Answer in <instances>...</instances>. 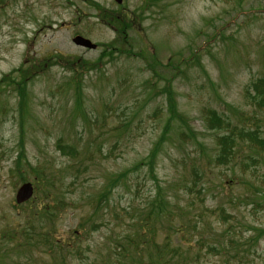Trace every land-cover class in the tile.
<instances>
[{
  "label": "rangeland",
  "instance_id": "rangeland-1",
  "mask_svg": "<svg viewBox=\"0 0 264 264\" xmlns=\"http://www.w3.org/2000/svg\"><path fill=\"white\" fill-rule=\"evenodd\" d=\"M3 1L0 78L22 63L48 59L50 66L28 84L24 155L40 180L33 200L19 209L14 197L23 181L9 175L19 149L17 99L12 91L0 94V264L130 262L144 240L146 232L139 228L158 190L161 216H168L152 223L153 241L163 246L169 238L178 247L161 257L173 263L181 256L190 264H264V234L252 240L264 230V206L254 207L259 200L264 205L262 154L239 144L228 164L215 166L217 132L205 130L202 116L204 109H214L233 125L258 128L264 137V108L254 107L247 95L253 81L264 79V0ZM91 2L138 17L126 40L116 43L129 55L113 52L111 58L110 51L98 62L116 33L100 23ZM75 35L103 47H76ZM193 51L197 56L190 59ZM58 54L79 60L74 66L80 73L79 108L73 72L52 65L50 58ZM93 63L98 68L86 70ZM170 79L178 112L196 141L182 140V128L172 122L155 161V179L145 166L133 168L161 134L167 116L162 90ZM58 140L77 154L62 155ZM123 171L127 177L94 216V198ZM26 176L31 182L34 174ZM43 204L54 217L41 211ZM220 210L230 218L220 220ZM175 229L180 232L172 234ZM49 231L68 249L46 239ZM228 238L235 245H228ZM149 255L141 248L137 259Z\"/></svg>",
  "mask_w": 264,
  "mask_h": 264
},
{
  "label": "trees",
  "instance_id": "trees-1",
  "mask_svg": "<svg viewBox=\"0 0 264 264\" xmlns=\"http://www.w3.org/2000/svg\"><path fill=\"white\" fill-rule=\"evenodd\" d=\"M3 1V0H2ZM4 3V1H3ZM96 10V18L99 19L100 23L103 25L111 28L116 33V38L114 42L110 44H105L103 52L100 53L98 57V62L102 60V56L109 54L110 51H112L111 58L115 56V54H127L129 55V51H125L122 48L118 47L120 45L121 41L126 40V32L129 31V29H133V24L135 23V19L138 18L135 15L128 14L123 12L121 10H105L102 9L101 6H96L97 4H93L91 2L90 6L93 7ZM3 4L0 0V11L2 10ZM117 41H120L119 44H116ZM102 46V47H103ZM115 54H114V53ZM151 57L153 63H157L155 58L153 57V54L148 55ZM197 54L196 52H190V59L196 58ZM50 59L54 60L55 63L52 65H59L62 68H65L71 72H73L72 77V83H73V89L74 93L76 94V104L77 108H79V105L81 103L80 97H81V88H80V73L78 71L74 70V66L79 64V60L73 61L69 60L68 58H64L62 55L58 54L55 56H52ZM188 60L184 61V63H187ZM86 63L83 61L81 66H85ZM50 64L48 62V59H46L43 62L38 63H32V64H26L22 63L19 67L13 68L8 73L4 74L0 78V94L2 92L12 91L15 93L16 99H17V110H18V117H19V124H20V137H19V149L17 151V155L14 160L13 169L14 172L10 173L9 175H15V177L20 179V181H26L27 179L26 175L33 173V183L35 185V194L37 191L36 184L40 180V173L38 171L37 167H32L30 163L27 161L24 153V132H23V126H24V119L25 116L29 114V94H28V84L31 82V80L43 73L44 71L49 68ZM200 66V65H199ZM98 66L96 63H93L89 66H87L86 70L96 69ZM150 71L153 72L154 76H157L158 73L155 72V69L150 66ZM170 78H173L170 77ZM172 79L167 80L163 90L162 95L164 96V100L166 103V120L163 125V129L161 131V134L157 141L153 144L152 148L150 149L147 156L141 160L138 164L135 165L133 168L134 170L138 169L139 166H145L150 173L152 177L156 179L154 176V165L156 158L158 156V152H160L162 145L165 141H167V136L169 132L171 131V123L173 122L175 125L178 124L182 128V130H179L178 135L179 137L186 141V140H192L196 141V136L192 129H190V126L188 124V121L178 112L177 109V102L175 99V93L173 91L172 86L169 85L171 83ZM251 88L247 90V95L250 100L253 101V106L256 108H264V79L259 78L256 81H253L250 86ZM85 115V114H84ZM202 116H204V123L206 125L207 131H215L217 132L216 138H215V154L212 159L213 164L215 166L219 165H226L228 164L231 159L234 157V155L237 153L238 148L245 147L255 150V152L259 154H262L261 156V165L264 167V137L260 136V132L258 128L255 129H246V128H240L236 125L231 124L227 119H225L222 115H220L216 110L214 109H204L202 111ZM257 127V126H256ZM175 132V131H174ZM241 144L239 147L238 145ZM238 147V148H237ZM56 148L60 153L64 156H72L74 157L77 154V149L74 148L71 145L62 143L60 140L56 143ZM249 160H252V157H249ZM260 163V162H259ZM246 167V166H245ZM196 176V175H194ZM127 177V171L120 172L116 174L114 177L110 178L109 182L104 186L101 192L98 193V195L94 198V211L93 215L97 216L99 213V210L103 205H105L112 194V190L123 182V180ZM195 185V183H194ZM34 194V195H35ZM50 194H46L45 199H48L46 201L47 203H50L49 200L54 201L52 198H50ZM161 194L158 190L156 193V197L154 199V202L152 203L149 214H147L145 222L140 226L139 230L140 232H146L144 240L137 243L136 248L134 250V254L132 258V261L128 262H121L120 260L117 261V263L114 264H190L185 261V258L181 257V261H176L173 263V260H169L167 258L161 257L162 252H166L168 254V251L170 252H176L178 247L173 246L168 238V240L164 243L163 246H156V242L153 241L154 233L157 231V229L151 230L153 227L152 223L161 224V219L166 218L168 214H165L161 216L160 210H161ZM261 199H264V196H259ZM33 199H31L32 201ZM30 201V202H31ZM28 201L27 204H30ZM261 200L256 201L254 203V207H263L264 205L260 203ZM263 202V201H262ZM17 209L22 208L23 205L15 206ZM41 211L44 213H48L50 216H55V214H51L54 212H50L49 208L47 211L46 204H43L41 207ZM154 214V216L152 215ZM44 215V214H42ZM45 216V215H44ZM170 216V215H169ZM226 218H230L229 215L224 212V210H220V216L219 219L223 220ZM180 232L179 229H175L172 234H176ZM46 239H50V242L53 245L58 246L60 250H67L68 245L60 242L59 238H53L51 236V232H45ZM264 234V230H258L255 234V237L252 239L254 243L258 241V239ZM21 234H18V241H16V246H20L21 241ZM16 239V234L13 233L10 239L13 240ZM25 241H30L28 237L24 239ZM34 243V242H33ZM226 243L230 246L235 245V242L233 239L228 238L226 240ZM141 244V246H139ZM167 244V245H166ZM222 247V246H221ZM141 248H144L146 251V255L150 254V257L156 256L155 258H150L149 260L143 261L138 260L137 256L140 255ZM211 251H215L216 248L213 246H209L208 248ZM178 254H182V251H178Z\"/></svg>",
  "mask_w": 264,
  "mask_h": 264
},
{
  "label": "water",
  "instance_id": "water-1",
  "mask_svg": "<svg viewBox=\"0 0 264 264\" xmlns=\"http://www.w3.org/2000/svg\"><path fill=\"white\" fill-rule=\"evenodd\" d=\"M116 3H121L122 0H114ZM72 42L79 47L95 49V44H93L90 40L85 39L81 36H75L72 39ZM32 195V185L30 183L22 184L15 195V199L17 203H22L27 201Z\"/></svg>",
  "mask_w": 264,
  "mask_h": 264
}]
</instances>
